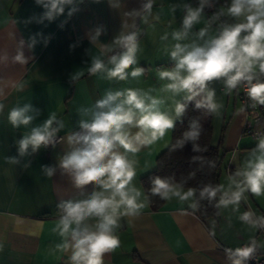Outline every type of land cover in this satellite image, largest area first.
<instances>
[{
    "label": "crops",
    "instance_id": "1",
    "mask_svg": "<svg viewBox=\"0 0 264 264\" xmlns=\"http://www.w3.org/2000/svg\"><path fill=\"white\" fill-rule=\"evenodd\" d=\"M51 2L0 0V242L4 245L0 264H68L70 251L51 253L63 242L51 231L62 214L59 206L86 200L102 190L95 183L77 187L74 173L61 166L66 155L82 147L69 143V137L86 134L81 122L92 121L97 100L108 92L130 88L163 100L159 110L175 124L182 117L176 115L175 106L188 93L166 91L164 86L170 81L161 80L159 73L175 67L170 56L175 44L203 45L222 30L213 15L203 10L186 36L174 38V33L184 31L186 6H200L196 0H153L150 11L144 8L149 0H70L57 5L62 12L52 10ZM230 3L216 0L218 12L225 10L222 16L230 25L242 22V17L226 14ZM201 29H207L203 38ZM132 32L137 34V62L127 70V79L109 78L107 71L89 72L94 58L102 60L106 69L113 67L111 56L125 51L117 41ZM137 67L143 74L132 77ZM256 75L264 81L258 69ZM208 89L215 92L214 102L220 105L218 112L211 113L210 144L225 151L219 200L224 193L228 199L237 190L232 180L243 181L237 173L246 171L248 162L255 163L261 155L254 152L260 139L242 133L245 113L236 88L229 90L221 78L210 81ZM25 106H29L26 115L33 119L27 125L13 126L9 113ZM53 114L52 128L61 135L60 142L52 147L41 144L36 151L30 145L21 155L19 142ZM172 130L137 153H127L136 162L132 183L141 191V199L146 196L141 178L155 169ZM138 131L130 127L132 135ZM192 203L194 197L189 201L173 197L159 208L149 202L139 215L121 217L116 232L120 245L104 254V264H245L235 254L244 243L264 253V238L255 222L256 216L264 214V192L256 196L246 190L238 205L219 206L218 215L205 220L189 207ZM245 212L249 213L247 221L241 219ZM88 222L96 221L90 218Z\"/></svg>",
    "mask_w": 264,
    "mask_h": 264
},
{
    "label": "clouds",
    "instance_id": "2",
    "mask_svg": "<svg viewBox=\"0 0 264 264\" xmlns=\"http://www.w3.org/2000/svg\"><path fill=\"white\" fill-rule=\"evenodd\" d=\"M65 2L70 0H52V10L62 12L63 9L57 5ZM152 3L153 0H149L144 5L146 11L151 10ZM186 7L187 14L182 21L184 31L174 33L175 39L186 36L188 30L199 22L204 4L202 2L195 9ZM223 14L225 10L222 9L213 19ZM226 14L234 18L242 17L243 20L224 26L218 36L205 41L203 45L175 44L170 52L175 67L159 73L161 80L170 81L164 86L166 91L174 94L186 92L189 101L206 92V96L197 101L195 107L205 108L210 113L218 112L220 105L214 102L215 92L208 89V83L221 78L229 90L235 89L242 81L246 82L249 97L264 105V82H253L257 79L256 69L264 74V0H231ZM206 31L207 29H201L199 36L203 38ZM117 42L125 51L119 56H111L109 63L113 67L106 69L102 60L94 58L89 69L91 74L107 71L109 78H128L127 70L137 62V34L132 32L124 35ZM21 58L19 55L16 57L17 60ZM142 74L143 69L139 67L133 68L130 73L132 77ZM162 103L163 100L147 93L142 94L136 89L108 92L104 98L96 101L95 108L98 111L93 113L92 121L81 122V128L86 130V134L69 137V143L81 144L82 147L75 148L66 155L61 166L74 173L77 187L95 183L102 190L93 192L86 200L68 201L59 206L62 214L54 222L51 231L63 238V242L55 246L52 254L70 251L68 264H104V254L119 247L120 239L116 232L121 227V217L139 215L150 202L148 196L141 199V191L132 183L136 176V162L129 160L127 153H137L141 147L163 138L166 130L174 127L173 119L159 110ZM2 107L0 105V109ZM185 109L186 105L177 103L176 115H182ZM28 111L29 106L12 109L9 113L12 125L18 127L29 124L33 118L26 115ZM54 120L53 114L42 127L34 128L31 135L19 142L21 155L30 145L36 151L41 144L47 145L51 141L57 131L52 128ZM130 127L138 128L139 131L132 135ZM199 136L200 125L193 121L189 131L184 134V140L195 141ZM183 143V140L179 141L178 146L183 147ZM118 147L123 148L124 152L116 150ZM255 151H259L261 155L255 163L248 162L246 171L237 173L243 176V181L232 180L237 190L228 199L224 198L228 193H224L218 207L238 205L246 190L256 196L264 192V138L259 140ZM48 175H51V170H48ZM217 190L206 186L200 191V197L207 196L211 200L216 197ZM150 193L166 201L173 197L180 201H189L196 195V189L189 187L185 191L183 184L157 177L152 182ZM189 207L195 210L197 205L192 203ZM90 218H95V224L88 222ZM241 219L247 221L249 213L245 212ZM3 247L0 242V251ZM254 251L253 245L238 248L235 254L247 259ZM235 264L240 262L236 261Z\"/></svg>",
    "mask_w": 264,
    "mask_h": 264
},
{
    "label": "trees",
    "instance_id": "3",
    "mask_svg": "<svg viewBox=\"0 0 264 264\" xmlns=\"http://www.w3.org/2000/svg\"><path fill=\"white\" fill-rule=\"evenodd\" d=\"M203 98L201 93L191 101L186 98L181 102L186 105V109L181 119L174 124L171 141L157 156L155 169L141 178V184L154 208L161 207L164 202L150 193L152 182L157 177L183 184L185 188H195V210L205 220L219 213V176L225 151L220 146L210 144L211 113L205 108L195 107L196 102ZM193 121L200 125V136L195 141L184 140V134L189 131ZM182 140L183 147H180L178 142ZM206 186L218 189L215 198L210 200L207 196L200 197V191Z\"/></svg>",
    "mask_w": 264,
    "mask_h": 264
},
{
    "label": "built area",
    "instance_id": "4",
    "mask_svg": "<svg viewBox=\"0 0 264 264\" xmlns=\"http://www.w3.org/2000/svg\"><path fill=\"white\" fill-rule=\"evenodd\" d=\"M199 5L203 2L204 7L203 10L209 14H212L213 17L217 16V4L216 0H196ZM216 23L221 27L230 25V23L222 16L219 15L216 19H214ZM257 79L255 82H264L262 81L259 75H256ZM238 99L241 104V108L245 113V121L243 124V135L249 136L253 139H261L264 138V108L262 105L258 104L256 101L252 100L248 95V84L244 81L240 82L237 87ZM61 140V135L54 134L51 141L46 145L47 147H52L56 145ZM44 145V144H43ZM236 182H241V180L237 179ZM262 221H264V214L258 215L255 217V222L258 229V234L264 238V226H262ZM251 246L248 243H244L241 248ZM236 257L245 264H264V253H259L258 251H254L250 258H242Z\"/></svg>",
    "mask_w": 264,
    "mask_h": 264
}]
</instances>
